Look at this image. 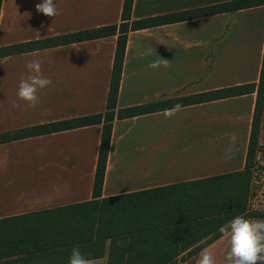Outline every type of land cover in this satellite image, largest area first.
<instances>
[{"label":"crops","instance_id":"0c3cea01","mask_svg":"<svg viewBox=\"0 0 264 264\" xmlns=\"http://www.w3.org/2000/svg\"><path fill=\"white\" fill-rule=\"evenodd\" d=\"M228 1L134 0L131 18H153ZM41 2L3 0L0 48L120 24L124 6V0H54L60 15L53 18L36 11ZM116 46L117 36H111L0 58V133L105 113ZM160 57L168 59L170 66L150 69L149 63ZM263 58L264 5L132 31L117 110L258 84ZM34 59L41 61L42 72L52 84L38 93L40 103L29 108L16 93L21 74L27 75L26 63ZM256 101L254 93L185 106L170 119L163 111L116 119L98 199L93 191L102 125L2 143L0 220L30 216L29 226L41 225L40 219L47 225L58 220L69 223L77 214L59 217L53 211L243 171ZM233 133L238 140L232 158L226 160ZM38 233L50 235L47 229ZM90 235L87 245L92 251L86 245L80 251L86 257L106 258L109 264L113 240L100 239L96 227ZM206 247H211L218 262L223 261L220 238ZM72 249L56 251L64 252L57 263L44 252L28 264H68ZM186 253L170 259L180 260ZM199 253L186 264H196Z\"/></svg>","mask_w":264,"mask_h":264},{"label":"trees","instance_id":"16d2710c","mask_svg":"<svg viewBox=\"0 0 264 264\" xmlns=\"http://www.w3.org/2000/svg\"><path fill=\"white\" fill-rule=\"evenodd\" d=\"M134 0H124L121 23L49 39L0 48V58L48 48L117 36V46L105 113L44 124L14 132L0 133V144L51 133L102 125L93 195L100 198L109 156L113 123L162 112L176 104L182 107L256 94L253 125L245 170L211 178L161 187L127 197L77 204L53 211L59 217L77 214L69 223L56 221L51 225L29 226L30 216L0 220V261L22 257L0 264H28L32 257L46 252L53 263L63 251L74 246L92 251L87 243L96 227L100 239H112L109 264H186L214 240L220 238L219 227L236 216L264 219V210H251L253 173L257 159L259 133L264 113V58L258 84L223 88L191 97L160 100L141 106L117 110L128 35L162 25L183 22L223 13H233L264 5V0H231L173 14L132 20ZM3 0H0V14ZM127 198V199H125ZM123 199L122 201H119ZM41 215V214H40ZM57 224V225H56ZM47 229L50 235L38 233ZM57 229V230H54ZM212 236V237H211ZM204 244L196 246L204 239ZM196 246V247H195ZM193 247V248H192ZM192 248V249H191ZM187 252L180 260L178 257ZM92 255V252H89ZM24 257V258H23Z\"/></svg>","mask_w":264,"mask_h":264},{"label":"clouds","instance_id":"9594fccd","mask_svg":"<svg viewBox=\"0 0 264 264\" xmlns=\"http://www.w3.org/2000/svg\"><path fill=\"white\" fill-rule=\"evenodd\" d=\"M36 11L47 17L60 15L54 0H42L36 5ZM169 60L158 58L149 63L150 69L169 67ZM27 75L21 74L18 91L19 100L24 101L29 108H34L40 103L38 93L49 87L52 80L42 72V63L38 59L29 60L26 65ZM19 105L14 104V107ZM182 110L181 104L165 109L162 115L170 119ZM238 137L233 133L229 137V147L225 150V159L232 158V152ZM220 239L224 243L223 261L218 262L216 254L211 247L202 248L196 264H264V219H251L236 216L218 229ZM68 264H107L106 258L86 257L79 246H74Z\"/></svg>","mask_w":264,"mask_h":264},{"label":"rangeland","instance_id":"374dc122","mask_svg":"<svg viewBox=\"0 0 264 264\" xmlns=\"http://www.w3.org/2000/svg\"><path fill=\"white\" fill-rule=\"evenodd\" d=\"M259 133L257 159L253 173L250 209L264 210V113Z\"/></svg>","mask_w":264,"mask_h":264},{"label":"built area","instance_id":"2783aa9c","mask_svg":"<svg viewBox=\"0 0 264 264\" xmlns=\"http://www.w3.org/2000/svg\"><path fill=\"white\" fill-rule=\"evenodd\" d=\"M251 201V200H250ZM251 210H253V209H251Z\"/></svg>","mask_w":264,"mask_h":264}]
</instances>
